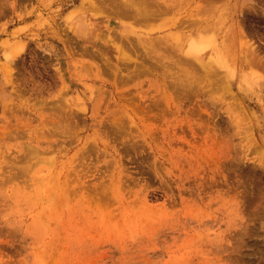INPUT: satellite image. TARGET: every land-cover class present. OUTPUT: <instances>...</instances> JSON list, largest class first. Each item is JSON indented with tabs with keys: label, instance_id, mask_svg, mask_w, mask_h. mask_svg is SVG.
<instances>
[{
	"label": "rangeland",
	"instance_id": "rangeland-1",
	"mask_svg": "<svg viewBox=\"0 0 264 264\" xmlns=\"http://www.w3.org/2000/svg\"><path fill=\"white\" fill-rule=\"evenodd\" d=\"M123 3L0 0V264H264V0Z\"/></svg>",
	"mask_w": 264,
	"mask_h": 264
},
{
	"label": "bare ground",
	"instance_id": "bare-ground-1",
	"mask_svg": "<svg viewBox=\"0 0 264 264\" xmlns=\"http://www.w3.org/2000/svg\"><path fill=\"white\" fill-rule=\"evenodd\" d=\"M122 6H123L122 9L124 11H126V14L130 15L131 17H134V18H136V17H147L153 11V10L149 9V7L146 5V0H128V4L123 3ZM203 41L204 40H202L201 43ZM199 47L202 48L201 46H199Z\"/></svg>",
	"mask_w": 264,
	"mask_h": 264
}]
</instances>
